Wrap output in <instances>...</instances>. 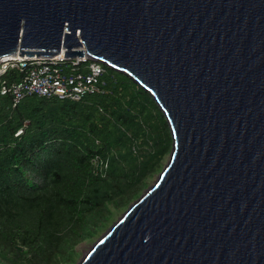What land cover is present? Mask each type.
Segmentation results:
<instances>
[{
	"label": "water",
	"instance_id": "1",
	"mask_svg": "<svg viewBox=\"0 0 264 264\" xmlns=\"http://www.w3.org/2000/svg\"><path fill=\"white\" fill-rule=\"evenodd\" d=\"M15 54L99 62L168 125L166 164L76 264H264V0H0Z\"/></svg>",
	"mask_w": 264,
	"mask_h": 264
},
{
	"label": "trees",
	"instance_id": "2",
	"mask_svg": "<svg viewBox=\"0 0 264 264\" xmlns=\"http://www.w3.org/2000/svg\"><path fill=\"white\" fill-rule=\"evenodd\" d=\"M103 67L99 92L78 101L29 95L14 105L0 92V264H73L76 248L162 169L171 146L163 113L148 91ZM96 156L106 168L92 165Z\"/></svg>",
	"mask_w": 264,
	"mask_h": 264
},
{
	"label": "built area",
	"instance_id": "3",
	"mask_svg": "<svg viewBox=\"0 0 264 264\" xmlns=\"http://www.w3.org/2000/svg\"><path fill=\"white\" fill-rule=\"evenodd\" d=\"M12 71L21 75L6 84L2 77ZM104 71L101 63L86 57L69 60L61 54L50 57L10 55L0 60V92L10 93L14 105L29 95L78 101L87 94L99 92ZM92 165L106 168L98 156L92 159Z\"/></svg>",
	"mask_w": 264,
	"mask_h": 264
},
{
	"label": "rangeland",
	"instance_id": "4",
	"mask_svg": "<svg viewBox=\"0 0 264 264\" xmlns=\"http://www.w3.org/2000/svg\"><path fill=\"white\" fill-rule=\"evenodd\" d=\"M170 149H171V146H170ZM169 152H170V150L167 152V154H166V156H165V158H164V160H163V162H162V165H161V167L160 168H162L165 164H166V162H167V159H168V156H169ZM160 171H161V169H159ZM159 171V172H160ZM158 172V173H159ZM158 173L150 180V182H149V184L147 185V186H149L153 181H154V179L157 177V175H158ZM139 197V196H138ZM137 197V198H138ZM136 198V199H137ZM136 199H134V200H136ZM133 200V201H134ZM132 201V202H133ZM131 202V203H132ZM130 203V204H131ZM126 210V208L123 210V211H125ZM123 211H121L116 217H115V219H113L112 221H111V223L96 237V238H98L116 219H117V217L123 212ZM96 238H94L92 241H89V242H83L82 244H80L76 249H77V254L79 253V256H77V258H76V260H75V262H73V264H76V262L80 259V257H81V254H82V252H84V251H86L89 247H90V245L92 244V242H94L95 241V239Z\"/></svg>",
	"mask_w": 264,
	"mask_h": 264
}]
</instances>
